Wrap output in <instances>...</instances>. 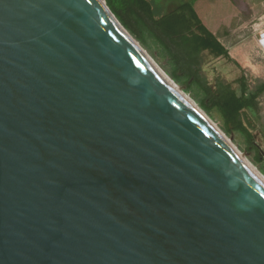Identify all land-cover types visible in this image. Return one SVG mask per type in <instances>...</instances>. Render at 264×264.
<instances>
[{"label": "water", "instance_id": "obj_1", "mask_svg": "<svg viewBox=\"0 0 264 264\" xmlns=\"http://www.w3.org/2000/svg\"><path fill=\"white\" fill-rule=\"evenodd\" d=\"M120 24L0 0V264H264V180Z\"/></svg>", "mask_w": 264, "mask_h": 264}, {"label": "trees", "instance_id": "obj_2", "mask_svg": "<svg viewBox=\"0 0 264 264\" xmlns=\"http://www.w3.org/2000/svg\"><path fill=\"white\" fill-rule=\"evenodd\" d=\"M106 3L124 27L139 41H145L142 26L150 30L169 50L176 66L184 74L194 77L195 81H202L201 54L204 51L234 61L190 4H181L157 19L148 0H106ZM239 81L241 95L230 85H219L215 89L210 86L207 88L209 102L204 100L203 105L208 109L218 106L228 123L253 140L255 135L245 127L243 115L247 117V108L252 105L256 95L247 96L249 84L246 76H242Z\"/></svg>", "mask_w": 264, "mask_h": 264}, {"label": "rangeland", "instance_id": "obj_3", "mask_svg": "<svg viewBox=\"0 0 264 264\" xmlns=\"http://www.w3.org/2000/svg\"><path fill=\"white\" fill-rule=\"evenodd\" d=\"M233 21L232 25L234 26L231 29L235 30L237 29V19H233ZM142 29L145 34V41H139L134 35L132 36L151 58L208 113L242 153L264 174V128L262 125L264 122V57L260 54L257 45L250 38H246L249 47V51L246 52L251 53L254 57L250 66H243L239 63V61L243 63L242 54L236 48L242 46L241 43H238V47L236 46L232 50L234 61L224 57H216L208 51H204L201 54L200 78L202 81H195L194 77L184 74L183 70L176 66L174 57L160 39L145 27L142 26ZM227 36L232 42L244 38V35L236 33ZM244 75H246L249 84L247 96L256 95L252 105L247 108V117L243 115L245 127L255 135L253 140H250L245 132L228 123L218 106L208 109L203 105L204 100L209 102L210 95L207 88L210 86L215 89L219 85H230L241 95L239 80Z\"/></svg>", "mask_w": 264, "mask_h": 264}, {"label": "crops", "instance_id": "obj_4", "mask_svg": "<svg viewBox=\"0 0 264 264\" xmlns=\"http://www.w3.org/2000/svg\"><path fill=\"white\" fill-rule=\"evenodd\" d=\"M155 18L159 19L171 9L181 4H190L207 29L215 35L234 59L232 50L241 43L237 51L242 54L243 66H250L254 57L249 51L248 40L254 42L264 57V0H148ZM233 19H237V29H231ZM244 35L237 42H232V34ZM247 35V36H246ZM226 36V38H225ZM210 53V52H209ZM264 128V122L262 123Z\"/></svg>", "mask_w": 264, "mask_h": 264}, {"label": "bare ground", "instance_id": "obj_5", "mask_svg": "<svg viewBox=\"0 0 264 264\" xmlns=\"http://www.w3.org/2000/svg\"><path fill=\"white\" fill-rule=\"evenodd\" d=\"M121 27V24H120ZM126 34H128L132 40H134L143 50L146 52V50L141 46V44L132 36V34L125 30L123 27H121ZM147 53V52H146ZM148 54V53H147ZM148 56L151 58V56L148 54ZM155 66L158 68V70L166 75V79L177 89L181 91V94L191 103H193L197 110L206 118L208 121L215 127V129L223 136V138L232 146V148L236 151V153L258 174L260 177L264 180V174L242 153V151L231 141V139L226 135V133L216 124V122L208 115V113L193 99L191 98L179 85L178 83L169 76L153 59Z\"/></svg>", "mask_w": 264, "mask_h": 264}, {"label": "flooded vegetation", "instance_id": "obj_6", "mask_svg": "<svg viewBox=\"0 0 264 264\" xmlns=\"http://www.w3.org/2000/svg\"><path fill=\"white\" fill-rule=\"evenodd\" d=\"M244 76H246V75H244Z\"/></svg>", "mask_w": 264, "mask_h": 264}, {"label": "built area", "instance_id": "obj_7", "mask_svg": "<svg viewBox=\"0 0 264 264\" xmlns=\"http://www.w3.org/2000/svg\"><path fill=\"white\" fill-rule=\"evenodd\" d=\"M264 30V29H263Z\"/></svg>", "mask_w": 264, "mask_h": 264}]
</instances>
